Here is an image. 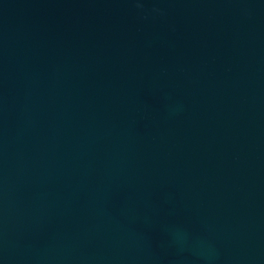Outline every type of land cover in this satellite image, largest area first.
<instances>
[{"label":"water","instance_id":"obj_1","mask_svg":"<svg viewBox=\"0 0 264 264\" xmlns=\"http://www.w3.org/2000/svg\"><path fill=\"white\" fill-rule=\"evenodd\" d=\"M0 264H264V0H0Z\"/></svg>","mask_w":264,"mask_h":264}]
</instances>
